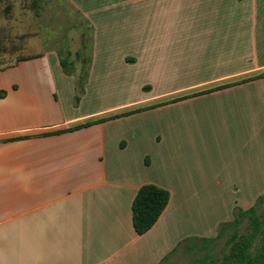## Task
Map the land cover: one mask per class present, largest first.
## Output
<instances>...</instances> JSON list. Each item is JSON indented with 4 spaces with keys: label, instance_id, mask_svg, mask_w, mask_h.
<instances>
[{
    "label": "crops",
    "instance_id": "1",
    "mask_svg": "<svg viewBox=\"0 0 264 264\" xmlns=\"http://www.w3.org/2000/svg\"><path fill=\"white\" fill-rule=\"evenodd\" d=\"M68 2L93 32L77 105L54 51L0 66V264H161L264 177V0ZM95 77L137 93L92 106ZM143 185L169 198L137 234Z\"/></svg>",
    "mask_w": 264,
    "mask_h": 264
},
{
    "label": "rangeland",
    "instance_id": "2",
    "mask_svg": "<svg viewBox=\"0 0 264 264\" xmlns=\"http://www.w3.org/2000/svg\"><path fill=\"white\" fill-rule=\"evenodd\" d=\"M0 6V66L11 64L19 55L32 56L43 51H54L66 64L65 69L77 77V105L79 95L83 93L84 79L91 70L93 32L89 22L68 0H36L35 4L33 0H1ZM93 72L94 75L99 73L96 68ZM92 81L90 88L96 91V98L90 105L95 107L115 105L126 97L123 95L131 97L137 93L135 86L126 82L102 81L101 84L98 80L96 82V77ZM180 115L178 113V117ZM203 136L204 130L200 129L196 138ZM235 195L241 203H251L252 206L259 196L264 195V177L258 178L251 192ZM239 205H233L229 216L222 209L211 208L208 225H205L206 231L211 229L209 233L204 238L184 240L161 264H235L224 259L229 252L228 241L235 227L224 229L219 236L217 233L221 225L232 220L234 209L242 208ZM263 208L264 202L259 211ZM237 228L240 234H246L247 220H242ZM206 239L211 241L207 242Z\"/></svg>",
    "mask_w": 264,
    "mask_h": 264
},
{
    "label": "trees",
    "instance_id": "3",
    "mask_svg": "<svg viewBox=\"0 0 264 264\" xmlns=\"http://www.w3.org/2000/svg\"><path fill=\"white\" fill-rule=\"evenodd\" d=\"M36 0H33V4ZM61 67L68 72L66 64L60 60ZM166 190L154 185L141 186L132 202V224L137 234L148 231L157 221L168 202ZM264 202V195L259 196L254 204L247 209L235 208L231 221L219 227L217 236L228 227H235L229 238V252L225 261L235 264H264V208L259 211ZM248 222V232L240 234L238 225L242 220ZM207 242L211 241L206 239Z\"/></svg>",
    "mask_w": 264,
    "mask_h": 264
}]
</instances>
